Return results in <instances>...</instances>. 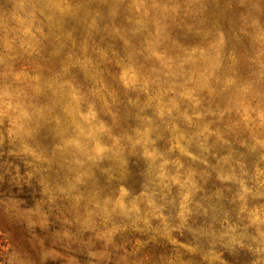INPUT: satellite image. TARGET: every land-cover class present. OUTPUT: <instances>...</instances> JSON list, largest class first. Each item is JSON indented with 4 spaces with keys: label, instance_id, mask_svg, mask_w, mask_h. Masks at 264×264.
I'll return each mask as SVG.
<instances>
[{
    "label": "rangeland",
    "instance_id": "rangeland-1",
    "mask_svg": "<svg viewBox=\"0 0 264 264\" xmlns=\"http://www.w3.org/2000/svg\"><path fill=\"white\" fill-rule=\"evenodd\" d=\"M248 23L237 0H0V151L13 150L14 128L31 134L30 155H5L0 164L24 175L25 161L39 157L48 186L64 190L37 209L53 243L61 233L77 240L65 264H90L89 249L117 264L101 239L104 219L116 203L126 208L130 197L152 191L136 175L147 171L145 158L163 157L164 214L183 213L186 222L184 235L173 233L176 243L205 229L192 227L196 216L259 223L264 28ZM68 142L67 152L45 162ZM117 159L127 161L123 183L109 171ZM138 207L143 215L146 205ZM107 219V228H124L110 237L113 253L147 238L123 216Z\"/></svg>",
    "mask_w": 264,
    "mask_h": 264
},
{
    "label": "clouds",
    "instance_id": "clouds-1",
    "mask_svg": "<svg viewBox=\"0 0 264 264\" xmlns=\"http://www.w3.org/2000/svg\"><path fill=\"white\" fill-rule=\"evenodd\" d=\"M237 6L245 10L249 28H264V0H237ZM42 7L49 8L51 5L44 3ZM260 102L264 104V93L261 94ZM260 119L259 126L264 129V115H261ZM30 139L29 132L20 133L14 128L9 138L13 150L0 151V157L30 155L27 148ZM179 139L183 140V135ZM217 139L219 140V137ZM206 141L207 137H205ZM70 146L71 142L55 146L52 157L45 162L51 163L57 153L63 155ZM132 147L134 149L135 144ZM130 154L137 153L133 151ZM197 158L193 157V159ZM37 159L39 157H34L33 163L25 161L28 170L24 175H21L18 167L13 168L7 161L0 164V264H65L72 245L77 243V240L68 233H61L53 243L54 233L46 231L47 219L38 211L37 201L54 204L59 198L57 193L62 196L64 190L60 187L48 186L46 178L40 175ZM88 159L97 158L89 155ZM162 159V156H157L155 159L145 158L147 171L140 170L136 173L146 178L148 185L152 186L150 193H142L135 199L130 197L126 208L116 203L111 212L106 214L104 219L106 236H102L101 239L105 240V251L109 255L118 257L117 264L121 259L125 264H225V260L221 259L223 252L220 249L229 253L236 249H247L255 257L252 264H264V208L260 210L258 224L255 221L244 223L243 220L229 224L228 217H213L204 222L206 228L201 230L194 240H186L184 244L176 243L173 233L184 235L186 222L183 213L176 216L164 214L170 203L164 192L169 186L165 181L170 178L165 175L163 167L157 162ZM109 171L113 173L112 179L123 183L128 178L127 161L117 159L115 168ZM37 184L43 186V191L36 187ZM141 187L144 185L142 184ZM261 188H264V182L261 183ZM157 189L160 191L157 192ZM105 203L107 205L111 202ZM138 204L146 205L143 215ZM113 215L125 217L130 221L126 227L141 232L147 238L142 242L137 241L131 251L123 250L121 245L122 254L120 251L113 253V249L108 247L112 243L110 237L124 231L120 224H113L112 228H107V223L110 222L107 218ZM154 221L159 223L154 224ZM250 228L254 229V234H249ZM168 244L172 245L170 249H167ZM160 246L165 247L167 251H158ZM88 251L91 256L90 264H103L107 259L106 256L95 255L93 249Z\"/></svg>",
    "mask_w": 264,
    "mask_h": 264
},
{
    "label": "trees",
    "instance_id": "trees-1",
    "mask_svg": "<svg viewBox=\"0 0 264 264\" xmlns=\"http://www.w3.org/2000/svg\"><path fill=\"white\" fill-rule=\"evenodd\" d=\"M229 198L230 197H226L225 199H223L222 205L225 210L229 211L232 218L235 219V210ZM206 220L208 219L201 216H196L192 227L197 229L206 228V225L204 223ZM223 257L229 264H252L253 261V256L251 252L247 251L246 249H236V251L232 253H229L228 251H225L223 249Z\"/></svg>",
    "mask_w": 264,
    "mask_h": 264
}]
</instances>
